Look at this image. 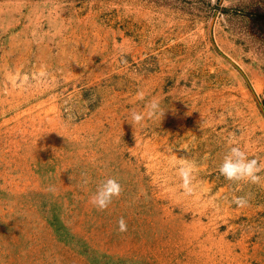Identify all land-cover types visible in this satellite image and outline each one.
<instances>
[{"label": "rangeland", "instance_id": "rangeland-1", "mask_svg": "<svg viewBox=\"0 0 264 264\" xmlns=\"http://www.w3.org/2000/svg\"><path fill=\"white\" fill-rule=\"evenodd\" d=\"M229 138L264 160V0H0V264H264Z\"/></svg>", "mask_w": 264, "mask_h": 264}, {"label": "clouds", "instance_id": "clouds-1", "mask_svg": "<svg viewBox=\"0 0 264 264\" xmlns=\"http://www.w3.org/2000/svg\"><path fill=\"white\" fill-rule=\"evenodd\" d=\"M137 97L144 100V92L138 90ZM164 115L160 107V102L153 98L145 104V112H138L132 109L127 122L132 125L134 131L138 125H142L146 116L148 118ZM229 145H234L229 148L228 153L224 156L220 166L219 173L227 181L237 183H251L260 185L264 177L260 175L264 171V160L260 158L249 159L248 154L234 141L229 138ZM183 161V159H181ZM194 165L191 163L181 162L177 168V174L180 177L182 184L181 187L186 195L193 193L192 180H193ZM85 183L87 181L85 180ZM54 191V188L50 189ZM123 191L122 185L116 177H108L98 183L94 194L90 197V203L96 208L97 211L106 210L113 202L114 198H119ZM232 202L239 208L247 207L249 204V197L234 196ZM127 231V223L123 217L118 221V232L124 233Z\"/></svg>", "mask_w": 264, "mask_h": 264}]
</instances>
